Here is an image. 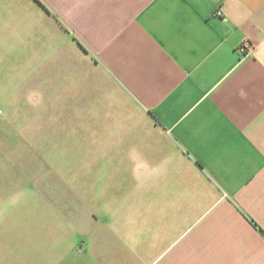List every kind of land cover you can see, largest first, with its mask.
Returning <instances> with one entry per match:
<instances>
[{
  "label": "crops",
  "instance_id": "1",
  "mask_svg": "<svg viewBox=\"0 0 264 264\" xmlns=\"http://www.w3.org/2000/svg\"><path fill=\"white\" fill-rule=\"evenodd\" d=\"M0 111L17 261L264 264V0H0Z\"/></svg>",
  "mask_w": 264,
  "mask_h": 264
},
{
  "label": "rangeland",
  "instance_id": "2",
  "mask_svg": "<svg viewBox=\"0 0 264 264\" xmlns=\"http://www.w3.org/2000/svg\"><path fill=\"white\" fill-rule=\"evenodd\" d=\"M11 126L15 127L16 122L5 127L0 121L2 129H10V132ZM5 140L6 144L2 147L4 151L0 152V264H26L22 259L16 260V239H28L30 212L34 214L39 211L37 209L46 208L48 202L45 201V194L61 191V170L54 169L51 174L37 165L31 169H17L16 174V163L27 162L28 154H16V146L10 145L7 138Z\"/></svg>",
  "mask_w": 264,
  "mask_h": 264
},
{
  "label": "built area",
  "instance_id": "3",
  "mask_svg": "<svg viewBox=\"0 0 264 264\" xmlns=\"http://www.w3.org/2000/svg\"><path fill=\"white\" fill-rule=\"evenodd\" d=\"M244 50V48L242 47L241 49H240V51L242 52ZM1 113V112H0Z\"/></svg>",
  "mask_w": 264,
  "mask_h": 264
}]
</instances>
